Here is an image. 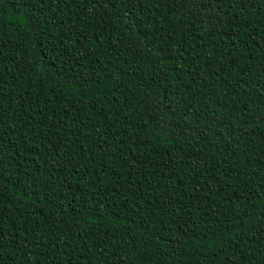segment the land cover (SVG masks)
Here are the masks:
<instances>
[{"label":"trees","instance_id":"16d2710c","mask_svg":"<svg viewBox=\"0 0 264 264\" xmlns=\"http://www.w3.org/2000/svg\"><path fill=\"white\" fill-rule=\"evenodd\" d=\"M0 264H264V0H0Z\"/></svg>","mask_w":264,"mask_h":264}]
</instances>
